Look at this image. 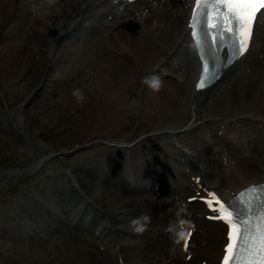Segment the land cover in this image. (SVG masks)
<instances>
[{"label":"bare ground","instance_id":"1","mask_svg":"<svg viewBox=\"0 0 264 264\" xmlns=\"http://www.w3.org/2000/svg\"><path fill=\"white\" fill-rule=\"evenodd\" d=\"M193 3L194 0H57L50 4L48 0H0V39L3 44L0 49V76L11 80L5 89L10 100L19 102V106L30 92L35 91V99L24 105L34 133L39 130L36 127L38 124L54 128L58 134H79L83 131L80 128L95 126L96 131L90 133L91 140L104 137L105 130L102 132L98 127L109 123L110 134L124 135L122 125L127 120L125 114L137 106L142 107L141 115L147 116L148 124L152 126L156 123L159 129L166 127L169 130L192 124L203 118L200 103L208 102L215 96L211 94L215 90L212 89L228 76L227 69L240 68L227 78L229 82L225 87H228L229 94L224 102L214 107L211 115L217 126L213 139L218 146L214 156L218 158L227 152L229 160L226 164L218 158L219 161L214 162L216 165L212 161L210 165L206 155L198 153L196 156L182 155L180 160L183 159L184 164L180 163L182 167L176 169L175 165L178 167L180 164H175V161L165 163L168 157L174 160L171 155L174 145L167 144V148L170 147L167 152L162 149L158 153L154 149L145 152L147 146H143L147 143L146 139L128 147L122 146L121 139L115 138L112 139L116 141L111 151L113 157L92 158L88 166L98 176L89 179L86 174L75 171L77 183L95 189V194L90 196L92 204L103 209L106 212L104 215L110 216L109 224H103L101 217H94L97 226L101 227L98 231H90L93 235L98 232L97 238L94 237L98 239L99 249L104 252V245L112 243L110 246L118 252L117 259L125 260L127 256L123 249L130 248L135 253L130 264H220L227 241V227L219 220L207 218L215 213L206 207L201 198L208 197L210 191L215 190L229 199L245 185L264 181V137L261 135L264 131V16L254 25L249 50L228 67L212 86L196 91L194 80L200 64L188 28ZM66 15L69 16L68 24L63 25ZM42 20L47 23L40 26ZM6 37L13 38V41H3ZM57 42L59 47H56ZM181 56L193 65L187 76L186 88L181 80L186 77V71L177 65ZM81 65L88 66V74L96 85L95 94L89 97L83 96L77 89L78 75L73 74L69 84L58 85L64 76L57 74V69L64 71ZM153 75L162 81L161 89L154 92L146 84L141 89V80ZM129 86L135 88V95L125 93ZM22 87L25 90L28 87L25 93L20 92ZM58 87L66 88V97L54 103L52 97L45 96L43 91L50 90L52 95ZM247 123L250 126L246 129H252L250 133L246 132L250 145L240 127ZM194 127H191V132L196 135L190 144L204 152L206 143L202 137L209 139V135L205 134L206 131L200 133V124ZM79 137V144L85 143V133ZM241 138L244 144L250 146L243 148L251 150V158L245 156L244 149L237 147ZM42 144V150L50 149L49 154L53 151L47 143ZM184 148L180 147L177 152ZM68 149L64 146L54 151L65 152ZM49 154L44 156L45 159H49ZM127 158H130L129 161ZM195 161L198 168L193 167ZM121 164L130 170L134 183L140 176L145 180L151 188L150 194L140 197L129 194V191L139 189L134 186L119 189L122 194L117 192V188L110 189L111 192L97 189L103 185V179L119 186L122 178H128L121 171ZM0 166L4 167V164ZM30 167L27 163L11 165L9 171L20 174L30 170ZM210 169L211 175L207 173ZM131 178L127 179L130 183ZM79 192L73 189L74 194ZM67 195H63L64 198ZM193 196L197 199L191 200ZM67 201L68 206H74L71 209H82L80 204ZM141 212L148 219L139 217ZM188 231L192 235L185 250L184 238ZM102 233L107 237L111 235L110 240L106 241V236L100 238ZM108 262L111 264L113 260L110 258ZM101 264H105L103 257Z\"/></svg>","mask_w":264,"mask_h":264},{"label":"rangeland","instance_id":"2","mask_svg":"<svg viewBox=\"0 0 264 264\" xmlns=\"http://www.w3.org/2000/svg\"><path fill=\"white\" fill-rule=\"evenodd\" d=\"M68 17L69 16L66 15L65 23L63 25L68 24ZM46 23V20H42L40 26ZM72 33L73 32L69 34L71 35ZM3 41H13V38L6 37L3 38ZM59 44L60 43L57 42L56 47H59ZM2 45L0 39V49L2 48ZM177 65L178 67L180 65L183 70L185 69L184 71H186V77L181 79L185 82V86H183L186 88L187 76L192 70L193 65L190 61H187L184 56H181ZM178 67H176L177 70ZM227 70L229 73L228 76H225L222 81L212 89L215 90L212 91L211 94L213 93L215 96L208 102L200 103L202 107L199 109H201L200 111L203 113L204 119L199 118L195 123L191 124L190 122L185 125H180L181 127L178 126L173 129L169 128V130H167L168 128L166 129V127L164 129H159V126H156V123L152 126L148 124L147 116L141 115L142 107L137 106V108L129 109L128 114L124 113L127 115V120H125V124L122 125L124 135L118 136L117 134H110L109 123H104L98 128L102 132L105 130L107 137L105 135L104 137L93 138L91 140H89L91 137L90 133L93 130L96 131L97 127L95 126L80 128L83 131L79 134H58L54 132V128L38 124L39 127H36L39 128V130L36 128L37 131L34 130V133L30 127L29 115L27 114L24 105L35 99V91L30 92L31 94L29 93L25 102L19 106V102L10 100L5 89V87L9 85L7 83H10L11 80H6L4 75L0 76V165L4 164V167L0 166V179H2V181H0V264H101L102 257L105 264H109L108 260L110 258L113 260L111 264H130L129 261L133 259L135 254L134 250L130 248L123 249V252L127 256V259L125 260L117 259L116 255L118 252L110 246L112 243L104 245V252L99 249L96 235L101 226H97L98 222L97 220L95 221L94 217L98 219L101 217L104 219L103 224H109L108 221H110V216L104 215L106 212H104L103 209H100L94 203L92 204L90 196L95 194V189H89V187L77 183L78 181L74 175L75 171L78 170V172L83 173L84 175L86 174L85 177H88L89 179H94L93 177L98 176L99 174H94L91 169H88V166L91 165L92 158L104 156L109 158L113 157L111 151L114 150L113 143H116V141L112 139L115 138L121 139L122 146L128 147L134 145L135 142H139L140 139L142 142L146 139L147 143H145L143 147H147H145L144 151H147L148 149V151L152 152V149H154L157 153L161 151V149L162 151L166 150L165 152H167L168 149L170 150V147L167 148V144H172L174 145V148L171 150V155L174 160H172L171 157H168V161L165 163L175 161V164H184L183 159L180 160L182 155L196 156L200 153L201 155H206V159H208L207 161H209L210 165L212 162H218V158L226 164L229 160L227 152L225 155H220L218 158L214 156L216 152L215 148L218 146V142L213 139L217 131V126L215 125V122L211 120V115L214 112V107L224 102V99L229 94L228 87H225L229 82L227 78L232 72L238 71L240 68L238 66L236 69L228 68ZM56 73L64 76V79L58 83L59 86L65 83L69 84V81L74 77V74L79 77V86L77 89L81 91L83 96L89 97L90 95L95 94L96 85L88 74V66L81 65L80 67L64 71L57 69ZM18 74L20 73H16V75ZM174 76L177 77L176 73ZM143 81L141 80L140 82L141 89L144 84ZM43 83L44 82H41V84ZM80 86L85 90L83 88L79 89ZM27 89L25 90V88L23 89L22 87L20 92H26ZM48 89L51 90L50 87ZM50 90L43 91V93L49 98L52 97L54 103L60 102L66 97L65 87L62 89L58 87V90L52 93V95L50 94ZM125 90V93L128 95H135L134 87L131 88L129 86ZM142 93L143 91L141 94ZM201 121H203V123H199ZM197 124L201 125L200 133L206 131L205 134L207 136L209 135L208 138L212 141L211 143L209 139L202 137V139L205 138L204 143H206L204 152H202V149L200 150V148L190 144L194 140L193 136L196 135V133L191 132L193 130L191 127H194V125ZM248 125L250 126L249 123H247L246 126H240L245 134L246 132L250 133L252 131L251 128L246 129ZM171 131H173V133ZM84 133L86 139L85 143L79 144V135ZM261 135L264 137V131ZM151 136H154V138H150ZM239 136L241 137V133ZM245 138L250 145L251 141L247 134ZM242 140L243 139L241 138L238 141L239 145L237 147H239V150H242L245 147L250 148V146L244 144ZM43 142L47 143L49 147L53 149L50 154V149H41L40 144ZM74 143L76 144L73 145ZM198 143H201V141ZM64 146H68L69 149L65 152L54 151L55 149ZM180 147L185 148L183 151L177 152ZM244 151L246 152V157H252V154L250 153L251 150L244 149ZM47 154H49L48 160L44 157ZM213 158L215 161H213ZM129 159L130 158H127V161H129ZM110 160V164H112L113 161L112 159ZM44 161H46V164H43ZM26 163L31 166L29 168L30 170L24 171L20 174L14 170L9 171V166L11 165H23ZM182 164H180V166L178 165V167L175 165V168L179 169L182 167ZM214 164L216 165V163ZM215 165L213 166V169L216 170L217 167L215 168ZM121 167H123V169ZM193 167L198 168V162H193ZM120 168L121 171L125 172L126 177L131 178L130 170L128 168L125 169L123 164H121ZM211 169L207 171L210 175L212 172ZM99 177L102 176L100 175ZM128 178H122V180L119 181V184L121 183L119 186H116V183H111L108 179L107 181L106 179H103L101 181L103 185L99 186L97 189L103 188L104 191H109L110 189L117 188V192L122 194L120 191L122 190L121 188L124 186H134L140 190L138 189L135 192L129 191V194H137L138 197L150 194L151 188L141 176L137 177V183H134L133 176L131 178V183L127 181ZM73 189H77L80 192L74 194ZM111 191L112 190H110V192ZM63 195H67V197L64 198ZM115 195L117 196V194ZM64 199L70 200L73 204H80L82 209H71L74 206H68L69 201ZM85 209L87 211H85ZM141 213H139V217L146 216L143 212ZM120 223L124 224V222ZM142 224L143 221H141L140 225ZM90 230L97 231L93 235ZM54 233L57 234L55 235ZM102 234L103 235H101L100 238L106 236V241L110 240L111 235L107 237L106 234ZM128 236L132 237L131 235ZM183 262H185V260Z\"/></svg>","mask_w":264,"mask_h":264},{"label":"snow or ice","instance_id":"3","mask_svg":"<svg viewBox=\"0 0 264 264\" xmlns=\"http://www.w3.org/2000/svg\"><path fill=\"white\" fill-rule=\"evenodd\" d=\"M262 10L264 0H195L188 28L201 67L197 89L207 87L208 81L218 77V52L227 49L232 62L233 57L239 59L249 50L254 25L264 16ZM208 195L213 200L201 199L215 213L210 218L228 227L221 264H264V185H252L240 193L236 198L241 201L240 209L232 202L224 203L215 193ZM191 235L188 231L184 238L185 250Z\"/></svg>","mask_w":264,"mask_h":264},{"label":"clouds","instance_id":"4","mask_svg":"<svg viewBox=\"0 0 264 264\" xmlns=\"http://www.w3.org/2000/svg\"><path fill=\"white\" fill-rule=\"evenodd\" d=\"M50 4L55 3L56 0H48ZM144 84H146L151 90L154 92H158L162 87V81L158 76H150L146 77L143 81ZM75 95L79 96V93H75ZM80 99H83V97H79ZM143 219H148L147 217H143Z\"/></svg>","mask_w":264,"mask_h":264}]
</instances>
